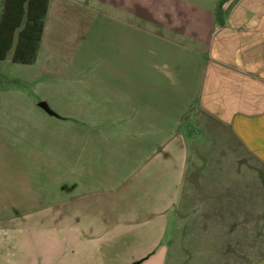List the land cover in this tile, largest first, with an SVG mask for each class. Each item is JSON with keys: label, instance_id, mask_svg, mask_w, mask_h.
Masks as SVG:
<instances>
[{"label": "crops", "instance_id": "crops-1", "mask_svg": "<svg viewBox=\"0 0 264 264\" xmlns=\"http://www.w3.org/2000/svg\"><path fill=\"white\" fill-rule=\"evenodd\" d=\"M13 63L0 264H264V0H49Z\"/></svg>", "mask_w": 264, "mask_h": 264}, {"label": "trees", "instance_id": "trees-1", "mask_svg": "<svg viewBox=\"0 0 264 264\" xmlns=\"http://www.w3.org/2000/svg\"><path fill=\"white\" fill-rule=\"evenodd\" d=\"M48 5L49 0H4L0 19V60L13 49V62H35Z\"/></svg>", "mask_w": 264, "mask_h": 264}, {"label": "rangeland", "instance_id": "rangeland-1", "mask_svg": "<svg viewBox=\"0 0 264 264\" xmlns=\"http://www.w3.org/2000/svg\"><path fill=\"white\" fill-rule=\"evenodd\" d=\"M3 6H4V0H0V19H1L2 11H3ZM11 53H12V50L9 52L7 59L0 60V86H12L15 80L19 81L18 80L19 78H17L18 74H17V71L15 70L14 63L12 62L10 58ZM214 170L218 171V169H214ZM220 170L221 172H224V169L221 168ZM206 171H208V169ZM221 172L216 174L219 178L222 177ZM210 173H211V170L209 171V175ZM221 191L222 190L220 188L219 192ZM236 205H239L238 201H236ZM241 215H242V212H241ZM175 226L176 225H173V229ZM14 234L15 233H13V235ZM18 236H19V233H17L15 237L10 236V238L12 239L15 238L17 240ZM0 238H1V235H0Z\"/></svg>", "mask_w": 264, "mask_h": 264}]
</instances>
